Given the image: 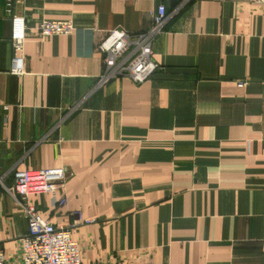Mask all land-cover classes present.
I'll list each match as a JSON object with an SVG mask.
<instances>
[{
	"label": "crops",
	"instance_id": "crops-1",
	"mask_svg": "<svg viewBox=\"0 0 264 264\" xmlns=\"http://www.w3.org/2000/svg\"><path fill=\"white\" fill-rule=\"evenodd\" d=\"M0 0V246L28 222L8 191L21 169L64 166L68 201L33 195L77 227L82 264H264V5L171 0L149 79L98 86L97 44L145 31L154 0H13L32 28L28 73L11 74L14 29ZM42 19L72 20L41 38ZM240 81L247 84L238 86Z\"/></svg>",
	"mask_w": 264,
	"mask_h": 264
},
{
	"label": "built area",
	"instance_id": "built-area-1",
	"mask_svg": "<svg viewBox=\"0 0 264 264\" xmlns=\"http://www.w3.org/2000/svg\"><path fill=\"white\" fill-rule=\"evenodd\" d=\"M157 1L156 9L151 11L152 24L145 31L132 32L124 28H114L97 44L102 57L103 71L99 75L98 86L112 78L127 76L136 83L149 79L162 66L153 58V43L169 17L167 2ZM264 5V0H255ZM6 11L12 15L14 29L10 38L13 54L10 73L23 76L28 73L25 45L31 36L32 28L25 17L13 11V0H7ZM76 27L72 20L42 19L36 34L41 38L52 35H71ZM247 83L240 81L238 86ZM14 184L8 191L28 222V232L18 238L19 252L8 261L0 246V264H82L81 247L74 234L79 225L91 224L94 218L84 219L82 223L73 222L65 226H55L43 217L38 206L32 201L37 194H50L52 205L63 206L68 197L65 192L68 171L64 166L41 169H21L14 174ZM158 264V263H138ZM168 264V263H167Z\"/></svg>",
	"mask_w": 264,
	"mask_h": 264
}]
</instances>
